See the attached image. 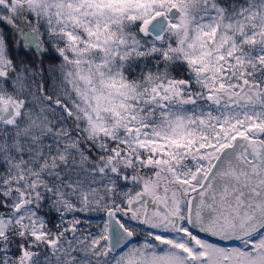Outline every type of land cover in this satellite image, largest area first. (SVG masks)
Instances as JSON below:
<instances>
[{
    "label": "snow or ice",
    "instance_id": "obj_1",
    "mask_svg": "<svg viewBox=\"0 0 264 264\" xmlns=\"http://www.w3.org/2000/svg\"><path fill=\"white\" fill-rule=\"evenodd\" d=\"M0 264H264V0H0Z\"/></svg>",
    "mask_w": 264,
    "mask_h": 264
}]
</instances>
